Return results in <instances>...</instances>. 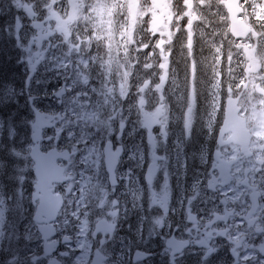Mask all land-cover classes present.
<instances>
[{
	"label": "flooded vegetation",
	"instance_id": "obj_1",
	"mask_svg": "<svg viewBox=\"0 0 264 264\" xmlns=\"http://www.w3.org/2000/svg\"><path fill=\"white\" fill-rule=\"evenodd\" d=\"M181 1L174 0L182 10L184 2ZM194 1L197 3L198 0ZM186 7L187 0L185 10ZM204 8L218 13L220 4L210 2ZM133 14L136 18L139 16L137 24L140 30L146 23L144 16H149L148 22L151 23L155 12L151 9L141 11L138 7ZM202 15H205L202 20L191 26V33L185 35L186 46L196 31L215 32L218 26L214 22L216 15L213 12L205 13L204 10L199 13L200 17ZM244 19L251 26L252 34V17L245 15ZM199 23L201 28L197 27ZM143 36L149 44L152 43L147 34ZM227 40L230 42L229 37ZM96 46L88 41V74L94 63L91 51ZM71 53L76 54L74 50ZM140 54L144 55V52ZM108 56L104 52L102 61L109 59ZM117 60L122 61L119 58ZM187 62L184 60V66ZM71 65L77 63L72 62ZM139 76L137 70L130 77L131 88L126 93V99L116 96L107 110L100 109V126L97 118L93 120L90 101L85 102L88 168L85 167L86 174H77L79 182L84 181V185H73L72 174H66L73 170L71 132L65 137V127L59 124L50 138L47 133L55 127L53 120L50 127L43 129L40 149L47 151L54 147L64 154L56 162L63 167L66 177L63 182H52L48 187L50 196L45 202L47 209L43 211L39 222L34 220V214L36 207L41 204L43 193L37 191L33 202V178L25 224L36 242V247L30 253L38 257L37 264H47L52 259L61 261V264H107L104 256L109 252L110 260L115 261V264H133L131 257L138 249L151 255L146 259L138 258L135 264H169V256L171 264H264L262 96L257 93L261 97L262 107L255 108L258 111L254 113L255 117L248 108L240 106L234 95L235 89L228 86L224 90L214 91L217 106L206 109L190 106L195 103L194 97L190 95L185 106H172L171 99H166L169 107L156 112L153 97L150 96L152 102L149 101L148 113H143L141 128L139 120L142 112H138L135 103L136 98L146 91H135ZM258 76L255 86L257 84L264 88V69ZM174 87L170 82L165 95H172ZM187 88H194V83L188 82ZM62 93L65 91L58 96L61 97ZM223 94L225 97H222ZM227 97L236 99L238 115L243 118L244 128L249 133L243 151L239 143L227 141L230 131H220ZM58 103L62 104L61 99ZM167 109L172 120L168 118V122L157 129L156 120L161 111ZM256 128L258 134L254 132ZM142 129L151 136H156L159 131L163 133V152H169L174 162L168 165L167 174H157L158 162L154 155L148 162L140 164L141 156L147 150L144 137L139 140ZM184 129H187V133L189 130L200 131L196 137L198 133L204 135L206 132L211 135V142L204 149L194 147L190 151L194 155L191 160L176 164L180 155L176 151L182 142L188 140ZM171 137H175L178 143L172 144ZM204 151L210 153L208 158H205ZM69 181L71 185L67 186ZM153 201L170 203L172 210L165 218L163 228H157L152 223V217L160 212L158 206L149 208ZM26 247L21 246L11 254L19 253V258L12 264L31 261L27 256H20ZM210 249L212 251L207 258L202 259V254Z\"/></svg>",
	"mask_w": 264,
	"mask_h": 264
},
{
	"label": "rangeland",
	"instance_id": "obj_2",
	"mask_svg": "<svg viewBox=\"0 0 264 264\" xmlns=\"http://www.w3.org/2000/svg\"><path fill=\"white\" fill-rule=\"evenodd\" d=\"M144 1V0H143ZM224 0H198L197 3L194 0H187V10H185L186 0H182L183 9L174 2V0H152L154 4L155 15L151 19L153 25V31L157 28H162L165 24L167 29L160 32L159 39L163 50L170 48V43L177 37H181L182 27H184L183 34L189 35L191 26L202 20L205 15L199 16L201 11L213 12L216 15L214 22L218 23L215 27V32L212 33L217 39H223V31L228 29L229 19L227 13L223 7ZM100 5V10L103 12L102 16L96 17V30L100 34L101 40L105 39V34H111L114 38L116 31L123 28L124 31H128L129 34H135L136 37L147 34L145 30H138L139 25L135 28L131 25L133 22H139V16L134 17L133 13L140 6V0H124L119 3L120 7L117 9H109L106 5L115 4L111 0H96ZM213 2L215 5L220 4L219 12L216 13L212 9H206L208 3ZM49 3V0H0V22L5 25L11 24L3 28V31L8 32L7 35L12 37L13 45L10 44L8 49L4 50V41L0 39V56L3 59H7L12 65H15L19 75L17 81L11 84H0V105L6 107V114L11 116L14 121H11L8 125L11 131V139L6 146V150L9 152L11 165L9 166L6 174L7 182L11 183L10 190L12 191V201L10 204V213L7 216V227L2 229L0 226V264H5L8 257L13 252L19 250L21 246H27L22 253L23 256H27L36 247V242L33 240V236L30 231L27 230L25 224V215L27 212L26 205L29 202V190L33 179L25 182V174H28L22 167H26L23 161V153L28 156L31 142L30 124L33 122V112L29 104L36 105L37 108L49 111L53 115V131H49L47 134L52 138L55 131L59 128V124L65 127V137L68 133L72 132V156L71 163L73 170L66 172L72 174V184L75 186L84 185V181L79 182L77 178V171L80 168L85 170V165L76 157L82 146L86 143V114H85V97L83 92L87 90L88 80V55L77 56L76 59L80 61L81 71L75 70L71 73L69 69L71 51L76 50L79 53L86 52L84 45L88 41L81 39L76 41L78 35H88L83 24L78 23L76 20H70L64 22L55 13H46L43 5ZM243 14L250 15L254 23V32L248 35L246 39L238 42L230 43L226 40L225 59L227 61L226 67L228 69V80L225 79L223 83L216 86L217 90H224L225 87H232L235 89L234 95L238 98V103L241 107L248 108L255 117V108L262 107L261 97L255 91V81L259 79L258 74L264 69V0H242ZM51 8L56 12L63 14L66 11V0H52ZM141 9H148L145 6L139 7ZM117 10L122 19L111 17L112 11ZM47 15V19L45 16ZM209 15V14H208ZM213 22V23H214ZM64 24V25H63ZM201 23L197 25L201 28ZM65 27L69 28L68 40L62 39V33H57L58 30H62ZM257 27L256 31L255 28ZM181 28V30H180ZM180 30V31H179ZM57 33V35H56ZM93 42H97L93 37ZM122 40L123 37H120ZM50 40V46L52 50L43 53V49L46 46V42ZM165 41H169L165 44ZM99 42H101L99 40ZM70 43H78L79 48L69 47ZM55 44V45H54ZM112 41H108V46L111 48ZM103 48L102 45L99 46ZM120 47H117L116 56L120 55ZM53 50H58L66 58V62L62 59L58 60L57 57H53ZM161 56L163 51H161ZM145 55V53H144ZM143 55V56H144ZM216 56H219L218 54ZM61 58V56L58 55ZM117 59V57H116ZM188 60V59H187ZM123 63V61H121ZM181 65L174 66L172 69V76L174 85L178 81L187 80L194 76L196 78V62H192L191 67L189 64L184 66V60H180ZM163 66V65H162ZM66 69L67 74L59 77L58 70ZM118 68V66H117ZM180 68V69H179ZM182 68V69H181ZM92 76L98 75V79L93 80V85L90 89L93 97L100 101L101 99V67L93 68ZM95 70H98L96 73ZM115 77V97H120V85L118 78ZM137 71H134V75ZM139 72V71H138ZM12 73V70H11ZM140 73V72H139ZM204 74V67L202 66L200 71V77ZM132 75L131 78L134 76ZM86 76V77H85ZM61 78H66V93H62L61 97L55 98L56 92H59L63 82ZM141 78V73L139 79ZM131 80V79H130ZM212 85V83H210ZM264 84V80L262 81ZM237 90V91H236ZM191 91V88H190ZM79 92V93H78ZM211 92V91H210ZM79 94V96H76ZM209 94V93H208ZM150 96L153 97L154 106L156 112L160 109L165 110L169 107L166 99L172 100V95L169 93L165 95L163 100H159L154 92L146 91L144 95H139L136 98V109L138 112H142L140 115L139 124L142 127L143 113H148ZM189 97V95H188ZM225 97V94L222 95ZM15 99V102L13 100ZM61 99V103L58 100ZM225 98L222 99L224 101ZM151 101V102H152ZM31 102V103H30ZM212 98L207 100L206 107H212ZM165 105L161 108L159 105ZM189 105V103H188ZM103 106L107 110L109 103L104 102ZM217 106V104L215 105ZM94 110L98 107L93 106ZM24 110V111H22ZM26 111V112H25ZM167 117V118H166ZM100 116L97 117L98 126H100ZM168 118L172 120L171 114L166 111H161V114L156 120L157 129L161 124L168 122ZM99 120V121H98ZM104 122L102 121V124ZM118 124H121V119ZM57 125V126H56ZM184 134L187 133V129H184ZM190 132V130H189ZM197 132H200L197 130ZM255 134H258V129L254 130ZM144 137L145 144H147V150L143 153L140 159L142 162H148L151 156L154 155L158 162L157 174H167V167L170 164H174L173 157L170 153L163 152V133L157 132L156 136H151L142 129L140 139ZM28 138V141L26 139ZM172 144H176L178 141L175 137H171ZM74 141L79 143L75 146ZM26 142V143H25ZM80 145V146H79ZM153 147V148H152ZM13 149L15 152H13ZM186 151V147H183L180 151V155L177 158L176 164H181L184 160H191L194 155L192 152ZM173 156L175 152L172 153ZM205 158L210 154L204 151ZM29 158V157H28ZM30 160V159H29ZM30 167L32 169V162L30 161ZM22 168V169H21ZM21 169V170H20ZM28 183V186L26 185ZM71 185V181L67 183V186ZM29 259V258H28ZM26 264H37V260L28 261Z\"/></svg>",
	"mask_w": 264,
	"mask_h": 264
},
{
	"label": "clouds",
	"instance_id": "obj_3",
	"mask_svg": "<svg viewBox=\"0 0 264 264\" xmlns=\"http://www.w3.org/2000/svg\"><path fill=\"white\" fill-rule=\"evenodd\" d=\"M51 3L52 0H49V3L43 5L46 13H55V15L59 16L64 22L76 20L78 23L83 24L86 31L90 33L89 35L76 36V41H80L81 39L89 41L95 37L97 40L101 41L105 52H109V48L107 47L108 41H112L110 51L113 55H111L109 59L101 61L99 66L106 72H114L120 85L121 99H126V93L131 88L130 77L133 75L134 71L137 70L141 73V78L137 80L135 84V91H151L156 94L159 100H163L165 98V89L169 87L170 81H174V77L172 76V69L174 68V56L172 50L170 48L166 51L163 50L159 39L160 32L167 29L166 24L162 28H157L153 31V25L148 22L150 17L144 16L146 23L143 27L149 39L152 40L151 44L139 37H136L135 34L130 35L129 32L124 31L123 28L116 31L115 38L111 34H105V39L101 40L100 34L97 32L95 27L97 23L96 9L98 7L96 0H66V11L63 14L56 12L53 8H51ZM146 4L147 8L151 7L150 0H146ZM106 7H108V5H106ZM141 15H143V13H141ZM45 19H47V15L45 16ZM58 31L62 33V39L68 40L70 31L69 28L65 27L64 29ZM120 37H123V39L121 40ZM164 43L168 44L169 41H165ZM69 47L79 48L80 45L78 43H70ZM117 47H120V55L123 63L120 60H117L116 55L114 54L116 53ZM84 48H88L87 43L84 45ZM161 51H163L162 56L160 54ZM140 52L145 53L143 58L140 57ZM192 62L193 57L189 56V67H191ZM13 102H15V99ZM159 106L161 108L165 107L163 104ZM9 138L11 139V134L9 135ZM185 138H190V134L186 133ZM13 152H15L14 149ZM112 202L116 203L115 200ZM153 206H158L160 208V212L152 217V223L157 228H163L165 218L168 217L169 212L172 210L170 203L161 204L159 201H153L150 203L149 208L151 209ZM210 251L212 250L210 249L209 251L204 252L201 258H207ZM62 255H67V253H62ZM150 255L151 253L143 252L138 249L133 252L131 259L133 264H135L138 258L142 257L146 259ZM110 257V252L106 253L104 256L107 264H115V261H111ZM18 258L19 253H15L8 257L5 264H12V262L16 261ZM28 258L33 262L38 259V257L32 255L31 253L28 254ZM47 264H61V261L52 259L49 260ZM169 264H171V256H169Z\"/></svg>",
	"mask_w": 264,
	"mask_h": 264
},
{
	"label": "trees",
	"instance_id": "obj_4",
	"mask_svg": "<svg viewBox=\"0 0 264 264\" xmlns=\"http://www.w3.org/2000/svg\"><path fill=\"white\" fill-rule=\"evenodd\" d=\"M112 1V0H111ZM123 0H117L112 1L115 4L108 5L109 9H113L115 6L120 7L119 3ZM122 8V6L120 7ZM97 17V14H96ZM2 18V17H1ZM0 18V19H1ZM10 24L6 23L3 25L0 22V39L4 41L3 49L6 50L10 46V44L13 45L12 37H9L7 35L8 32L3 31L4 27L9 26ZM184 29V27H182ZM181 30V28H180ZM179 30V31H180ZM184 31V30H183ZM181 34V37H177L172 41V53L174 56L173 64L174 66L181 65L179 63L180 60H187L189 59V56L193 57V60L196 61V78L190 80H182L178 81L180 82L182 86V92L178 95L175 94V91L172 93V100L171 105L172 106H185L186 101L188 99V95H192L194 97V101L196 103L197 108H205L207 103V100L209 97L212 98V101H214L215 105V99H214V91L217 86V83L221 82V73L214 71V65L217 63L211 64L207 57L204 56V47L203 45H200V42H205L212 50L216 56L218 61L223 60V57L225 55V46L220 45L216 43V41H220V43H225L223 40L217 39L214 35L211 33H208L206 30L204 31H196L193 36L190 38L189 45L186 46V38L185 35ZM223 34L228 35L227 31H223ZM226 35H223V38L226 37ZM97 40V39H96ZM97 43H99V40H97ZM95 53V54H94ZM96 65L94 67H100V62L103 59L102 53L100 54L99 50H95L92 54ZM223 63V62H222ZM221 63V64H222ZM218 64L220 69L223 65ZM202 66L204 67V74L202 77H200V71ZM93 67V68H94ZM91 70V77H92V83L91 87L93 85V80L98 79V75L92 76L94 69ZM180 69V68H179ZM182 69V68H181ZM12 70V73H11ZM96 73H98V70H95ZM101 72L100 78L101 82L103 80L109 81V91L112 94L114 88H115V78L112 75L110 71H104L103 68L99 70ZM19 73L17 72V68L15 65H12L11 62L7 59H3V57L0 56V84L6 85L11 84L15 81H17V76ZM188 82L194 83V88H191V91L189 88H187ZM212 83V85L210 84ZM174 85V84H173ZM101 88L102 85L100 84ZM211 91V92H210ZM209 93V94H208ZM111 99H114L112 96ZM204 106V107H203ZM213 106V102L211 104ZM211 108V107H209ZM206 109V108H205ZM6 107L3 105H0V226L2 225V229H5L7 227V216L10 213V204L12 201V191L10 190L11 183L7 182L6 178V172L11 165L8 161H10L9 152L6 150V146L9 144V135L11 134L10 128L8 127L9 123L11 121H14L13 118L6 114ZM12 135V134H11ZM28 141V138L26 139ZM26 143V142H25ZM22 163L26 167H22L24 171H26L28 174H25L24 181L30 182L31 179H33L32 176V169L30 167V160L27 155H24L23 153V161ZM21 168V169H22ZM76 174H86V171L83 168L78 169ZM28 183L26 184L28 186Z\"/></svg>",
	"mask_w": 264,
	"mask_h": 264
},
{
	"label": "water",
	"instance_id": "obj_5",
	"mask_svg": "<svg viewBox=\"0 0 264 264\" xmlns=\"http://www.w3.org/2000/svg\"><path fill=\"white\" fill-rule=\"evenodd\" d=\"M241 0H225L224 7L229 19V32L234 38H245L250 32V26L238 14L242 12V7L239 5ZM256 92L263 98L264 107V88L255 86ZM33 111V122L31 124L32 133L30 139L32 147L29 150V157L33 162L32 173L35 177L33 184L34 192L32 200L34 202L37 191L43 193L41 204L36 207L34 220L40 221L43 211H46L45 205L47 196H50L48 187L52 182H63L65 180L63 167L59 166L56 160L59 157H64V154L59 153L57 149H49L42 151L40 149V139L42 128L51 126V115L31 106ZM239 106L236 99L227 97L224 102V118L220 128L221 133L230 131L231 135L227 141H233L241 145L242 151L248 143L249 133L244 128L243 118L238 115ZM40 231V228H39ZM41 233V232H40Z\"/></svg>",
	"mask_w": 264,
	"mask_h": 264
},
{
	"label": "bare ground",
	"instance_id": "obj_6",
	"mask_svg": "<svg viewBox=\"0 0 264 264\" xmlns=\"http://www.w3.org/2000/svg\"><path fill=\"white\" fill-rule=\"evenodd\" d=\"M112 1H117V0H112ZM140 38L143 39L144 41H146V38L143 35H141ZM200 45H203V47H204V53H205L204 56L207 57V60L211 64L215 63V61L217 60V57L213 53V50L207 44H205V42H200ZM140 57L143 58V54H140ZM182 86L183 85H181L180 82L175 84V87H174L175 94L178 95L179 93L182 92V90H181ZM88 93H89V95H88ZM84 97H85V102H88V100H89L92 107L96 106V107L101 109V101L95 99L93 97L91 91L88 92V89H87ZM22 111H24V110H22ZM71 134L73 135L72 132H71ZM188 134H190V138H188V140L186 142H182V146L176 151V154L180 153V151L183 147H186V151H189L191 148L193 149L194 147H199V148L204 149V147L209 142H211V135L206 133V132L204 135L198 133V137H196L197 131H190ZM72 135H71V139H72ZM74 144H75V146H77L79 143L74 141ZM202 144H203V146H202ZM77 154L78 155L76 157L81 161L82 164L85 165V167L88 168V148H86L85 146H82L81 149H79V152Z\"/></svg>",
	"mask_w": 264,
	"mask_h": 264
}]
</instances>
